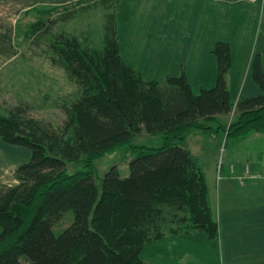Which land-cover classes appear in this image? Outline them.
Wrapping results in <instances>:
<instances>
[{"label": "trees", "instance_id": "1", "mask_svg": "<svg viewBox=\"0 0 264 264\" xmlns=\"http://www.w3.org/2000/svg\"><path fill=\"white\" fill-rule=\"evenodd\" d=\"M103 10L102 42L67 32L79 10ZM17 22L16 45L51 58L73 92L62 99L43 95L59 108L56 126L31 116L36 105L23 99L0 106V138L32 151L16 172L19 185L0 184V264H146L145 245L169 236H220L206 175L187 141L194 132L224 135L226 141L264 134V67L252 62L262 93L232 101L231 48L218 43V78L213 89L194 95L186 76L147 81L127 65L118 41V0H82L37 8ZM37 52L33 50V55ZM24 53V54H25ZM35 100V99H33ZM36 101V100H35ZM224 124L220 117L231 116ZM142 133L159 136L160 147L137 146ZM128 148L133 156L124 178L114 166L98 183L96 162ZM83 169L69 172V166ZM68 213L73 221L58 235Z\"/></svg>", "mask_w": 264, "mask_h": 264}, {"label": "crops", "instance_id": "2", "mask_svg": "<svg viewBox=\"0 0 264 264\" xmlns=\"http://www.w3.org/2000/svg\"><path fill=\"white\" fill-rule=\"evenodd\" d=\"M82 0H0V75L21 61L33 62L16 45L18 20L37 8L62 7ZM117 30L124 62L147 81L186 76L194 95L213 89L218 78V43L231 48L232 101L262 93L252 76L260 56L264 67V0H118ZM231 116H222L229 124ZM191 139V141H189ZM203 132L187 141L206 175L220 236H169L145 245L146 264H264V134H253L248 154L236 150L219 171L220 141L211 155ZM250 145V146H255ZM32 151L0 138V184L16 187V172ZM120 170V168H119ZM129 176V168L121 171Z\"/></svg>", "mask_w": 264, "mask_h": 264}, {"label": "rangeland", "instance_id": "3", "mask_svg": "<svg viewBox=\"0 0 264 264\" xmlns=\"http://www.w3.org/2000/svg\"><path fill=\"white\" fill-rule=\"evenodd\" d=\"M20 19H23L22 24H27L33 21L35 17L22 16ZM102 28L103 10L99 7H92L86 11L79 10L77 19L64 26L67 32L78 33L80 36L87 37V40L94 44H100L102 42ZM27 47L28 44L25 48L20 50L25 53ZM45 49H47L46 46L41 47L39 50L35 48L31 51L29 50L25 54L29 58L32 57L31 59H33V62H17L2 72L0 75V106L13 108L18 105L21 100L29 98L30 101L32 100L31 104L36 105L35 109L30 111L32 117L44 119L59 126L65 119V114L59 108L51 106V101L47 106H44L43 95L38 94L37 91L40 90L43 91L44 94H50L52 99H62L63 97L69 96L74 89L70 86L65 74L51 66L52 61L50 56L45 52L40 53V51H44ZM33 50L39 51V53L37 52L36 55H33ZM207 137L211 138L206 144L209 148L208 154L210 155L212 154L210 150L213 152L217 144L215 140L218 139L221 142V148L218 152L220 172L221 168L226 165V162L231 158V154L236 150L248 154L260 148L251 140L243 143V145H238V140H230L227 142L223 133L217 137L214 135H207ZM189 141H191V139ZM133 144L137 146L160 147L162 145V139L159 136L142 133L135 138ZM132 158L133 156L130 150L128 148H123L98 160L96 162L98 183L101 184V180L114 166H118L121 171L129 168V162ZM82 169V165L69 166L70 173H75ZM72 221L73 214L68 213L63 221L56 226V234L59 235Z\"/></svg>", "mask_w": 264, "mask_h": 264}]
</instances>
